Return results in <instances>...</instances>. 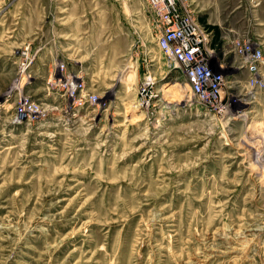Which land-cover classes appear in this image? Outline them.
Listing matches in <instances>:
<instances>
[{
    "label": "rangeland",
    "instance_id": "rangeland-1",
    "mask_svg": "<svg viewBox=\"0 0 264 264\" xmlns=\"http://www.w3.org/2000/svg\"><path fill=\"white\" fill-rule=\"evenodd\" d=\"M188 1L219 56L231 28L264 41V0ZM147 9L0 0V264H264V92L199 104ZM61 63L99 103L72 105Z\"/></svg>",
    "mask_w": 264,
    "mask_h": 264
},
{
    "label": "built area",
    "instance_id": "built-area-1",
    "mask_svg": "<svg viewBox=\"0 0 264 264\" xmlns=\"http://www.w3.org/2000/svg\"><path fill=\"white\" fill-rule=\"evenodd\" d=\"M144 1L156 33L158 50L182 74L192 97L218 116L235 113V117H241L251 111L246 106L235 110L228 101L231 94L228 91L235 86L244 97L236 100L244 105L253 102L259 92H264V41L259 37L246 38L231 28L228 30L230 37L223 38L224 46L219 56L217 46L213 44L212 30L199 21L188 0ZM229 54L234 57L231 64L225 62V56ZM59 68L64 76L58 83L64 87L73 106L82 108L99 103L98 96L88 92L82 79L66 76L63 63ZM241 73L244 74L242 79ZM153 84V77L146 73L138 86L139 106H148ZM21 106L22 118L38 113L26 102Z\"/></svg>",
    "mask_w": 264,
    "mask_h": 264
},
{
    "label": "bare ground",
    "instance_id": "bare-ground-1",
    "mask_svg": "<svg viewBox=\"0 0 264 264\" xmlns=\"http://www.w3.org/2000/svg\"><path fill=\"white\" fill-rule=\"evenodd\" d=\"M165 58V57H164ZM23 67V66H22ZM130 71H131V73H130ZM58 75V74H57ZM135 76H136V72H135V70L133 71V70H129V71H127L126 72V74L124 75V77H123V80H124V82L126 83V84H132L133 83V81H134V79H135ZM59 79H61V77L60 78H58L57 79V82H59ZM77 79H80V77H77ZM54 80V79H53ZM36 112V111H35ZM35 112H32V114H34ZM114 116V115H113ZM244 154V153H243ZM255 169V168H254ZM258 174V173H257ZM210 252V251H209ZM213 252V251H212ZM214 254V253H213Z\"/></svg>",
    "mask_w": 264,
    "mask_h": 264
}]
</instances>
